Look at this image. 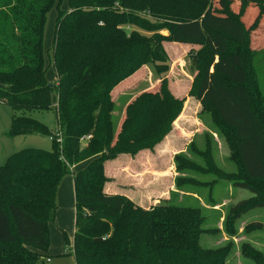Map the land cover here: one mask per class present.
<instances>
[{
  "label": "trees",
  "instance_id": "16d2710c",
  "mask_svg": "<svg viewBox=\"0 0 264 264\" xmlns=\"http://www.w3.org/2000/svg\"><path fill=\"white\" fill-rule=\"evenodd\" d=\"M233 4L0 0V104L15 113L8 137H51L52 131L33 115L50 112L56 92L62 138L61 146L51 141L48 151L23 148L0 167V264H48V224L56 218L58 190L69 175L74 176L76 264H227L229 246L213 250L200 245L205 232L200 208L142 207L141 199L108 192L112 180L106 175L156 151L185 101L160 79L156 91H142L126 104L115 131L119 97L143 84L146 77L139 73L145 66L166 71L169 43L200 45L207 56L189 96L211 110L223 133L240 168L234 186L256 195L231 207L229 216L264 208V49L254 47L253 36L264 27V0H240L237 12ZM53 8L57 76L49 82L52 63H46L44 37ZM248 9L256 10L250 23L243 19ZM88 160L73 175L71 167ZM175 161L178 170L195 167L179 155ZM63 235L67 246L70 241ZM247 256L258 262L263 258L250 250Z\"/></svg>",
  "mask_w": 264,
  "mask_h": 264
},
{
  "label": "rangeland",
  "instance_id": "374dc122",
  "mask_svg": "<svg viewBox=\"0 0 264 264\" xmlns=\"http://www.w3.org/2000/svg\"><path fill=\"white\" fill-rule=\"evenodd\" d=\"M219 2L220 0H214V6L218 7ZM233 3L237 5V8H234L237 12L240 0H233ZM62 7L67 9L66 1ZM256 10L252 14L248 9L243 18L246 23L253 22ZM55 18L56 9L53 8L48 15L44 37L46 63L48 65L51 60L48 72L54 73L53 79L57 76L53 67L54 53L51 49ZM261 24L264 26V20ZM253 36L254 47L264 49V27ZM169 45L174 46L170 43ZM171 47L167 49L170 56L164 73H159L152 65L145 66L139 73L146 77L143 84L119 97L113 117L115 131L119 129L123 120L127 102L142 91H156L160 79L168 81V89L176 98L185 100L182 112L172 125L171 133L156 151L144 152L142 155L139 154L135 163L132 160L126 163L127 168L131 170L128 172L134 175H128L127 172L122 175L119 169L107 172L106 176L112 181L106 186V190L129 195L134 200L141 199L143 202L140 205L147 208L160 206L200 208L202 216L205 217L202 224L205 232L200 238V245L203 248L215 250L229 246L231 251L227 264H264V208L248 209L239 218L229 216L231 207L243 200L253 201L256 195L248 189L234 186V181L241 178L239 165L231 158V151L223 133L213 121L211 110L204 109L199 98L189 96L192 83L195 76L201 73V64L207 54L202 51L200 45L177 44L174 46L175 50ZM247 67H250L249 63ZM210 73H213V68ZM54 96L53 109L50 112L33 115L50 130L57 127L56 92ZM14 114L11 107L0 104V167L9 156L23 148L35 147L47 151L52 148L51 140L47 137L28 135L15 140L10 139L8 133ZM86 142L87 140H81L82 144ZM178 155L194 163L195 167H183L178 170L175 161V156ZM89 161L91 160L84 162ZM74 167H71L72 173L76 175L78 171ZM71 177L72 175L67 176L60 184L56 218L48 224L51 242L46 255V259H50L48 264H76L73 257L74 211L63 208L65 194L67 197V193H73V184L68 187L67 182H64ZM64 185L68 187L66 193ZM255 223L262 226L256 227ZM63 233L70 241L67 246ZM249 250L261 253L263 258L259 262L253 260L247 256Z\"/></svg>",
  "mask_w": 264,
  "mask_h": 264
},
{
  "label": "crops",
  "instance_id": "0c3cea01",
  "mask_svg": "<svg viewBox=\"0 0 264 264\" xmlns=\"http://www.w3.org/2000/svg\"><path fill=\"white\" fill-rule=\"evenodd\" d=\"M53 76H54V73L53 72L50 73V74H49V72H47V79H48L49 82H52V81H55L56 80V78L53 79ZM156 86L157 85H155L154 87L156 88ZM54 98L55 97H53V100H54ZM57 104H58V98H57ZM57 120H58V114H57ZM57 128H58V125H57V127L54 130H50V129L49 130L50 131H55ZM149 154H151V153H149ZM88 164H89V162L88 163L83 162V163L79 164L78 166H75L74 168L79 172V171H82ZM72 169L73 168H71V172H72ZM121 171H122L121 172L122 175H125V172H127L128 175H134V174H131V172H128V171H131V170H129L125 166H123V168L121 169ZM64 182H67L68 187H71V185H70L71 183L73 184L72 185L73 193L72 194L71 193H67V197H66V194H65V197H64V200H63V203H64L63 204V208L64 209H67L68 211H74V216H75L74 176H72L71 178L65 179ZM63 188L65 189L64 192L66 193V189H67L66 186L64 185ZM74 220H75V218H74Z\"/></svg>",
  "mask_w": 264,
  "mask_h": 264
},
{
  "label": "built area",
  "instance_id": "2783aa9c",
  "mask_svg": "<svg viewBox=\"0 0 264 264\" xmlns=\"http://www.w3.org/2000/svg\"><path fill=\"white\" fill-rule=\"evenodd\" d=\"M55 137V138H54ZM91 138V136H88V137H84L82 140H89ZM49 139L51 141L55 140L56 139V143L61 146L62 144V138H61V131L59 128H57L55 131H52V135L51 137H49ZM47 263L50 262V259H47L46 261Z\"/></svg>",
  "mask_w": 264,
  "mask_h": 264
},
{
  "label": "water",
  "instance_id": "95a60500",
  "mask_svg": "<svg viewBox=\"0 0 264 264\" xmlns=\"http://www.w3.org/2000/svg\"><path fill=\"white\" fill-rule=\"evenodd\" d=\"M50 86H52V85H50Z\"/></svg>",
  "mask_w": 264,
  "mask_h": 264
}]
</instances>
